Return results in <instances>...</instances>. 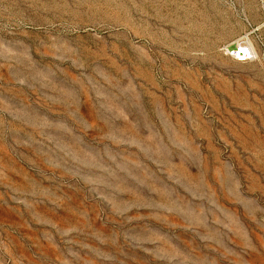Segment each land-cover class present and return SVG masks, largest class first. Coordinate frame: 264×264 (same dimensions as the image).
Segmentation results:
<instances>
[{
    "label": "rangeland",
    "instance_id": "rangeland-1",
    "mask_svg": "<svg viewBox=\"0 0 264 264\" xmlns=\"http://www.w3.org/2000/svg\"><path fill=\"white\" fill-rule=\"evenodd\" d=\"M263 24L253 0H0V264H264Z\"/></svg>",
    "mask_w": 264,
    "mask_h": 264
},
{
    "label": "built area",
    "instance_id": "built-area-1",
    "mask_svg": "<svg viewBox=\"0 0 264 264\" xmlns=\"http://www.w3.org/2000/svg\"><path fill=\"white\" fill-rule=\"evenodd\" d=\"M257 2L262 14L264 15V0H253ZM264 26V24H263ZM260 45L264 50V36L260 39ZM229 57L238 63L252 62L257 55L255 48L243 39L235 45L225 46L222 49Z\"/></svg>",
    "mask_w": 264,
    "mask_h": 264
}]
</instances>
